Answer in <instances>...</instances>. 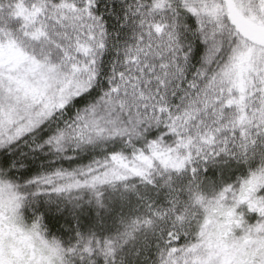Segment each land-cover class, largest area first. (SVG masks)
Wrapping results in <instances>:
<instances>
[{"label":"snow or ice","instance_id":"snow-or-ice-1","mask_svg":"<svg viewBox=\"0 0 264 264\" xmlns=\"http://www.w3.org/2000/svg\"><path fill=\"white\" fill-rule=\"evenodd\" d=\"M0 264H264V0H0Z\"/></svg>","mask_w":264,"mask_h":264}]
</instances>
